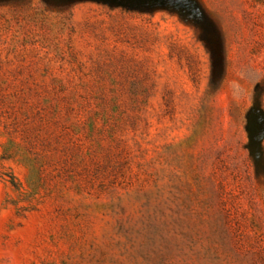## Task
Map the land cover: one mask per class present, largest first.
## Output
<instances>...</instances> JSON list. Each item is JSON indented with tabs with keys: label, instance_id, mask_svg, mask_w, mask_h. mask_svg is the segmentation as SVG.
<instances>
[{
	"label": "rangeland",
	"instance_id": "1",
	"mask_svg": "<svg viewBox=\"0 0 264 264\" xmlns=\"http://www.w3.org/2000/svg\"><path fill=\"white\" fill-rule=\"evenodd\" d=\"M0 264H264V0H0Z\"/></svg>",
	"mask_w": 264,
	"mask_h": 264
}]
</instances>
